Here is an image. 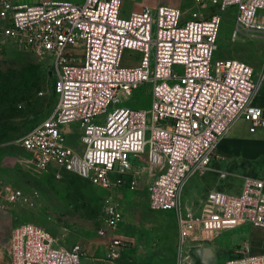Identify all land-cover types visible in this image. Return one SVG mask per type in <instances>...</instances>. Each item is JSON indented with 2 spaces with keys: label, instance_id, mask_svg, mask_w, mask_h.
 <instances>
[{
  "label": "built area",
  "instance_id": "built-area-1",
  "mask_svg": "<svg viewBox=\"0 0 264 264\" xmlns=\"http://www.w3.org/2000/svg\"><path fill=\"white\" fill-rule=\"evenodd\" d=\"M122 8V0L0 1V47L46 61L54 78L52 110L15 145L38 172L75 174L106 193L98 236L111 237L112 248L126 242L114 236L124 217L114 193L135 191L146 179L149 208L175 213L182 245L196 240L188 233L194 222L202 240L245 224L264 227V171L244 177L237 194L209 192L199 216L182 204L193 178L233 176L214 164L237 120L248 121L251 133L264 128L263 110L254 105L264 62L256 70L240 59L216 58L222 13L234 15L231 42L264 39V0H195L189 12L160 6L128 18ZM126 52L136 54L129 55L136 64L123 65ZM144 86L150 108L118 107ZM73 133L80 149L68 141ZM7 199L16 204L24 195L12 190ZM81 251L32 223L9 236V264H81ZM224 264H264V255H250L244 244Z\"/></svg>",
  "mask_w": 264,
  "mask_h": 264
},
{
  "label": "rangeland",
  "instance_id": "rangeland-1",
  "mask_svg": "<svg viewBox=\"0 0 264 264\" xmlns=\"http://www.w3.org/2000/svg\"><path fill=\"white\" fill-rule=\"evenodd\" d=\"M214 11L209 10L207 15ZM222 16L224 24L216 58L240 59L254 68L256 64H261L264 59V41L247 39L231 42L234 15L222 13ZM130 54L131 57L136 55L126 52L122 59L124 66L137 63L136 59L129 58ZM55 100L54 78L46 61L11 45L0 47V264H9V240L3 244L8 239L5 228L8 223H13V227L32 223L49 231L62 246L80 245L81 264H109L108 261L120 258L113 250L109 255L100 251L102 243L99 242L108 239L98 236L106 193L75 174L61 173L60 178H57L38 172L34 168L32 156L15 145L20 137L48 116ZM122 100L118 107L147 109L152 103L150 90L146 86L132 97ZM259 107L264 114V109ZM250 127L251 124L241 118L227 133L228 138L236 143L230 148L233 159L224 160L225 155L218 152L220 159L215 160L214 167L231 172L233 176L220 181L217 189L237 194L244 177L264 171V128L251 133ZM68 141L75 148H81L78 135L69 134ZM216 176L219 179L218 174ZM198 180L201 179L195 177L185 186L184 202L193 194L194 183ZM148 184L149 180H142L139 189L130 192L125 189V192H148ZM12 190L21 191L24 200L10 203L7 193ZM183 208L187 211L184 204ZM192 235L196 240L191 245L201 238L197 233L192 232Z\"/></svg>",
  "mask_w": 264,
  "mask_h": 264
},
{
  "label": "crops",
  "instance_id": "crops-1",
  "mask_svg": "<svg viewBox=\"0 0 264 264\" xmlns=\"http://www.w3.org/2000/svg\"><path fill=\"white\" fill-rule=\"evenodd\" d=\"M17 4H37L44 1H82V0H12ZM122 16L130 17L134 12L145 9L155 10L160 6L175 7L185 12L191 11L195 6V0H122ZM190 15H185L188 19ZM264 41V39H262ZM264 62L256 64L259 70ZM254 103L264 109V84L258 90ZM233 139L226 135L220 142L218 152L225 155L223 158L233 159L230 150L235 145ZM236 146V145H235ZM235 150V148H234ZM194 183V192L183 204L194 211L196 216L201 214L202 205L207 193L217 189L219 179L215 172H209ZM218 179V180H217ZM191 180L188 182V184ZM215 183V185H213ZM187 184V185H188ZM186 185V186H187ZM185 191V190H184ZM224 191V190H223ZM130 192V191H129ZM126 193L125 189L115 191L114 197L123 212V219L118 224L114 236L126 241L123 247L112 248L111 237L101 244L102 254H108L113 250L120 255L118 259L108 261L109 264H177L179 257L184 258L185 264H224L230 255L246 244L249 254L252 256L264 255V227L255 225H241L236 229L215 234L210 240H197L181 244L180 227L174 212H157L149 208V193L137 191ZM184 194V192H183ZM206 194V195H204ZM117 195V196H116ZM183 199V196H182ZM13 223L5 227L8 239L9 232L14 228ZM0 228H2L0 226ZM191 236H193L191 234ZM207 236V235H206ZM207 237H211L209 234ZM98 243V242H94Z\"/></svg>",
  "mask_w": 264,
  "mask_h": 264
},
{
  "label": "bare ground",
  "instance_id": "bare-ground-1",
  "mask_svg": "<svg viewBox=\"0 0 264 264\" xmlns=\"http://www.w3.org/2000/svg\"><path fill=\"white\" fill-rule=\"evenodd\" d=\"M197 227H198V223L197 222H194V224H193V229L192 230H190L188 233L191 235L192 234V232L194 231V230H196L197 229Z\"/></svg>",
  "mask_w": 264,
  "mask_h": 264
},
{
  "label": "trees",
  "instance_id": "trees-1",
  "mask_svg": "<svg viewBox=\"0 0 264 264\" xmlns=\"http://www.w3.org/2000/svg\"><path fill=\"white\" fill-rule=\"evenodd\" d=\"M55 96V95H54Z\"/></svg>",
  "mask_w": 264,
  "mask_h": 264
}]
</instances>
